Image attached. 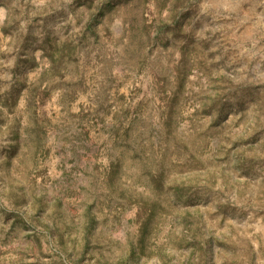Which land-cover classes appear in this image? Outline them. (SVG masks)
Instances as JSON below:
<instances>
[{
    "label": "rangeland",
    "instance_id": "374dc122",
    "mask_svg": "<svg viewBox=\"0 0 264 264\" xmlns=\"http://www.w3.org/2000/svg\"><path fill=\"white\" fill-rule=\"evenodd\" d=\"M0 264H264V0H0Z\"/></svg>",
    "mask_w": 264,
    "mask_h": 264
}]
</instances>
